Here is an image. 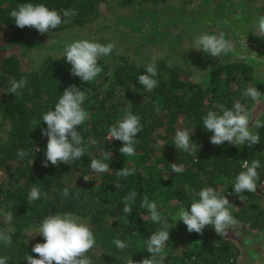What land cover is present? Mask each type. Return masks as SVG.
<instances>
[{
	"label": "trees",
	"instance_id": "obj_1",
	"mask_svg": "<svg viewBox=\"0 0 264 264\" xmlns=\"http://www.w3.org/2000/svg\"><path fill=\"white\" fill-rule=\"evenodd\" d=\"M91 1L95 4L103 0H16L15 7L10 10L0 7V31L3 28L11 32L5 37L0 36V119L1 125L9 120L12 123L10 129L6 131L9 136L8 142L0 143V172L8 181V188L5 191L7 200L12 203L6 214L8 212L13 214L12 221L21 218L23 222H30L32 227L37 229L50 215L65 212L75 214L91 227L96 239V245L86 253L92 264H128L129 260L139 262L145 258H151L152 254L146 250L147 239L162 228V224L151 220L147 208L141 207L143 197L147 196L151 201L152 195L159 189L141 171L140 167L146 160L155 158L167 167L170 162L181 164L182 159H188L190 166L183 175L194 188L197 187L195 180L199 174H202L209 181V185L217 190L219 184H223L215 182L217 178L232 180L245 170L236 155L242 147L228 145L226 142L220 146L213 145L210 142L212 133L203 128V119L209 111L222 114L220 105L229 109L232 103L230 96L233 94L230 73L237 68L248 71L250 67L233 65L213 69L208 76V81L211 84L210 88L216 94L213 98L206 99L202 96V86L192 80L189 74L185 75L182 68L167 60L157 61L155 64L158 74L154 79L158 84L150 91L151 100L147 106L140 99L144 89L142 90V85L138 82V77L146 74L147 65L139 66L121 58L112 69L111 75L104 77L102 83L94 86L88 84L92 88L86 91L87 98L82 107L91 115L76 129L83 138L85 155L74 161L72 165L61 163L53 166L49 162L48 167H43L47 147V137L43 136L41 131L47 128L42 119L43 114L49 110H55V104L58 103L66 88L76 85L83 91L87 82L72 76L71 71L61 72L62 64L53 56H47L35 72L23 71L20 66L21 59L15 55H6V52L12 47L30 48L31 45L25 40L27 32L32 30L33 35L39 32L29 27L18 28L14 19L10 17V12L17 9L20 4L33 3L43 4L50 10L60 12L61 15L67 9H75L78 14V9L82 8L83 3ZM124 3L130 4L132 0H125ZM80 25V18L75 15L70 18V23L61 24L50 32L59 33L62 27L72 28ZM53 68H57L61 76L56 71L47 75ZM12 78L16 80L26 78L28 81L26 87L19 90L21 93L19 95L9 92V81ZM224 84L225 90L221 87ZM137 85L140 86L138 93L135 94V100L138 103H136L137 109L135 108L134 114L140 117L143 126L142 131L134 138L137 140L135 145L137 154L122 155L119 149H116L114 156L111 155L110 160L104 161L109 163L110 170L106 173H96L90 167L91 161L102 160L103 151H110L106 140L108 123L118 109L113 98L106 96L105 90L119 91L122 95L126 92V96L130 97ZM97 104L98 107L95 109ZM148 107H150L149 110ZM181 120H185L192 126L191 139L198 147L193 154L176 148L172 143V135L177 130L183 129ZM255 133L259 134V144L243 145V161L248 160L249 164L253 160L260 161L261 167L257 171L259 181H262L264 178V127L256 128ZM259 148L263 149V154L257 157ZM21 149L26 153L23 158L17 155L18 150ZM123 167L134 170V174L126 178L118 176L116 172ZM55 173L70 174L76 177L78 182L92 174L100 178V188L95 189L92 183H84L82 187H77L61 179L48 178ZM32 184L39 187L42 193H47V197L42 195L39 200L30 203L28 196ZM116 184H119V188L115 186ZM65 187L69 189V197L62 196ZM132 191H135L137 196L131 203L132 213L128 216L123 213V199ZM230 193L227 194V199H233L234 196ZM219 194L223 195L222 192ZM171 197L179 201V208L183 207L190 211L194 199L187 191L177 190ZM157 208L172 225L169 229V241L166 242L162 253L166 257L163 264H216L217 262L237 264L239 249L224 236L217 235L218 241L215 239L213 241L207 234L203 240L204 233L212 230L208 226L202 234L190 233L187 226L182 221H178V217L170 215L171 209ZM7 223L6 221L5 224ZM251 227L259 228L257 224ZM263 228L264 225L260 227V229ZM22 229L19 227L15 232L8 234L12 240L10 246L0 242V257H7V264H27L29 255L39 259V256L32 252L34 245L25 240L27 235H23L25 232H22ZM117 239L126 242L128 247L124 250L118 249L113 243ZM184 241L193 242L196 245L192 249L183 250ZM44 242V238L37 235L35 244Z\"/></svg>",
	"mask_w": 264,
	"mask_h": 264
},
{
	"label": "rangeland",
	"instance_id": "obj_2",
	"mask_svg": "<svg viewBox=\"0 0 264 264\" xmlns=\"http://www.w3.org/2000/svg\"><path fill=\"white\" fill-rule=\"evenodd\" d=\"M125 0H103L93 4L85 2L82 8H79L77 17L80 18L79 27H62L59 33L49 32L45 34L37 33L32 34V30L27 32L25 36L26 43L31 45L28 49L21 47H12L8 49L6 55H15L18 59H21L20 66L23 71L32 73L39 69L40 65L47 56H53L54 59L61 62L62 68L60 71L69 72L71 71V65L67 62L66 58L63 57L65 53L66 45L77 40H89L92 42H98L101 44L114 43L115 48L113 52L106 56L100 57L98 65L103 71L93 80L85 84V89H91L92 86L102 83L104 77H109L111 71L119 59L125 58L129 63L136 65H148L161 60H167L172 64L178 65L182 68L184 74H189L191 79L202 86V96L206 99L213 98L216 94L210 88L208 76L213 69L218 67L222 68L225 66L233 65H247L244 62L240 63H229L224 59L213 57L209 54L199 56L191 54L186 57H182L179 51H175L176 43L181 39V27L172 24L171 17L173 13H187L197 16L202 10L211 5H218L221 14L225 13L227 9H241L246 10L250 8L254 10H264V0H132V3L126 4ZM16 5V0H0V7L5 10H10ZM223 7H226L223 10ZM161 27L160 30L156 29ZM172 27L169 29L168 27ZM0 36L5 37L11 32L8 29L1 28ZM250 70L244 71L237 68L232 70L230 73L232 80L233 93L230 96L232 101L229 109H231L235 102H240L245 106L247 111L250 113L251 120L253 123L259 120L264 123V97L259 101H253L250 97L244 95V92L249 87H256L260 91L261 95L264 96V72L259 66H248ZM53 71H56L61 76V72L57 68L50 70L47 75H50ZM65 81V80H64ZM92 85L89 87V85ZM140 85L135 86L132 90L130 97L124 95L119 91L110 92V89L105 90V94L108 98H113L115 105L118 109L115 113L113 110L112 120L108 123L109 128L117 124L118 121L124 117V111L127 109L133 115L136 108L135 94L138 93ZM224 90L226 89L225 84L221 86ZM106 86L104 87V89ZM142 90L144 89L141 86ZM112 93V94H110ZM190 97V95H189ZM141 101L144 104H149L151 100L150 91L144 89L141 93ZM124 101V102H120ZM98 104L95 105L97 109ZM140 108V107H138ZM137 109V108H136ZM150 107H148V110ZM138 116V115H137ZM180 123L183 125L182 130H188L191 132L192 126L186 123L185 120H181ZM0 119V143L6 144L9 140L8 131L12 125L11 120L6 124L1 125ZM189 125V126H188ZM255 127L252 131L255 132ZM176 133V132H175ZM175 133L172 135V143L174 144ZM106 140L109 145L111 155L114 156V151L120 149L123 144L121 141L115 138L108 140V134ZM228 145L231 143L226 142ZM246 144V143H245ZM242 147L244 144H233ZM242 148L238 151L237 159L242 163L243 151ZM263 154V149L257 150L256 156ZM160 158V157H159ZM161 159V158H160ZM172 163L170 162L166 167L162 162L156 161L155 158H149L140 167L141 171L145 173L146 177L150 178L151 183L156 184L159 189L152 195L151 201L157 204V207H162L165 210L171 209L169 212L171 216L178 217L176 213L179 211V201L171 199L173 192L177 190L187 191L190 197L194 201L198 200V193L204 187H212L209 185V181L204 178L202 174L196 178V188L191 186L189 180L183 175L187 167L190 166L188 159H182L181 164L183 166L182 173L173 172ZM193 173V172H192ZM44 175V174H43ZM42 175V177H43ZM49 179H61L65 183H69L73 186L82 187L84 183L91 184L95 189H99V183L101 182L98 176L89 174L87 177L88 181L84 179L81 182L77 181L76 177L70 174H52L48 176ZM78 182V183H77ZM215 182L223 183L219 184L217 193L222 192L225 196L232 193L233 199H228L233 207L230 209L233 217L238 223L230 227L226 234L222 235L225 239L231 241L238 249L239 256L237 264H264V228L260 229L264 225V178L262 181L259 179L256 181L257 190L256 192H245L243 193L247 198L241 201L237 195L234 194V183L235 179H226L219 177ZM35 185L32 184L31 189ZM10 187V185H9ZM8 188V181L6 176L0 172V232L4 231L9 234L15 232L17 228L22 227L23 235H27L25 240L29 241L30 244L35 245V238L39 234L32 227L30 222L25 223L18 218L11 222L6 223L5 216L8 207L11 205V201L7 200L6 191ZM213 188V187H212ZM190 212V211H189ZM258 225V229H254L252 225ZM208 233H204L203 240L210 237L211 240L218 241L217 233L213 226L209 225ZM196 243L184 241L182 249H192ZM214 263V262H213ZM216 264H219L217 262Z\"/></svg>",
	"mask_w": 264,
	"mask_h": 264
},
{
	"label": "clouds",
	"instance_id": "obj_3",
	"mask_svg": "<svg viewBox=\"0 0 264 264\" xmlns=\"http://www.w3.org/2000/svg\"><path fill=\"white\" fill-rule=\"evenodd\" d=\"M75 15H77L75 9L64 10L61 15L60 12L50 10L43 4L33 3L20 4L17 9L10 12V17L14 19L18 28H34L40 34L49 33L61 24L70 23V18ZM252 34L264 37V16H260L258 20L254 21ZM115 47L114 43L105 45L86 39L77 40L66 45L63 57L72 66L71 75L88 83L103 71L98 65L99 58L110 55ZM194 48L213 57L234 51L233 44L225 39L223 33L199 35L194 41ZM253 54L257 56L256 53ZM157 74L156 64L150 63L146 66V74L138 77V82L144 89L151 91L158 84L154 79ZM9 83V92L19 95L21 94L19 90L25 88L28 81L26 78L19 80L12 78ZM244 95L253 101H259L264 97L256 87L247 88ZM86 98V89L82 91L76 85H71L62 93L58 103L55 104V110H49L43 114V122L47 125L46 129L41 130L42 135L47 137L46 159L42 163L43 167H48L49 162L53 166L61 163L72 165L74 161L85 155L83 138L76 129L84 124L91 115L82 107ZM219 107L222 114L209 111L203 119V128L212 133L210 142L213 145L220 146L225 142L235 145L247 143L250 146L259 144V134L253 132L252 128L264 127V123L259 120L253 123L250 113L240 102H235L231 109H227L223 105ZM123 111V119L108 129V140L115 138L121 141L123 146L119 149L120 153L133 156L137 154L135 149L137 140L134 138L142 131L143 126L139 116L133 115L127 109ZM192 134L188 130H177L174 138L175 147L189 154L195 153L198 147L191 139ZM17 155L23 158L26 153L21 149L18 150ZM101 156L102 160L93 159L90 164L91 169L96 173H106L110 170L109 163L104 162L111 159L110 151H103ZM171 167L176 173H182L184 170L180 164H172ZM242 167L245 170L236 176L233 189L234 194L244 201L247 197L243 193H252L257 190L256 181L259 179L257 169L261 167V164L259 160H253L251 164L248 160H244ZM116 174L126 178L133 175L134 170L123 167ZM83 178L88 181L87 178ZM115 186L119 188V184ZM42 195L47 197V193H42L39 187L34 186L29 193L28 200L30 203L34 202L39 200ZM69 195V189L65 187L62 196L69 197ZM136 196L137 193L132 191L124 197V214L131 215V203ZM198 197V200L191 203L190 212L181 207L176 213L178 221H182L187 226L188 232L202 234L205 227L211 225L215 232L222 236L230 227L238 223L230 211L233 205L224 194H218L212 187H204L198 193ZM141 207L147 208L151 220L162 224V228L147 239L146 250L152 254L151 258H145L139 262L129 260L128 264H163L166 257L162 253L166 242L169 241V229L172 228V225L158 210L157 204L150 201L147 196L143 197ZM12 219L13 214L8 212L5 220L11 222ZM35 231L44 238L45 242L34 245L32 252L37 254L39 259L29 255L27 264H92L86 253L96 245V239L91 227L81 217L68 212L50 215L41 222ZM0 242L10 246L11 236L0 232ZM113 243L120 250L128 247L126 242L119 239L114 240ZM7 260V257H0V264H7Z\"/></svg>",
	"mask_w": 264,
	"mask_h": 264
},
{
	"label": "water",
	"instance_id": "obj_4",
	"mask_svg": "<svg viewBox=\"0 0 264 264\" xmlns=\"http://www.w3.org/2000/svg\"><path fill=\"white\" fill-rule=\"evenodd\" d=\"M225 8L223 7V10ZM260 16H264V11L226 8L225 13L221 14L216 4L208 6L197 16L187 13H173L172 24L177 20L186 24L185 26L179 23L173 24L181 27L182 39L176 43L175 51H179L182 57L191 54L204 56L206 53L194 48L195 39L201 34L219 35L223 33L225 39L233 44L234 51L222 53L218 58L229 63L244 62L248 66H259L264 72V37H257L252 34L254 21L258 20ZM168 28L172 29L171 26ZM156 29L160 30L161 27ZM253 53H256L257 56H254Z\"/></svg>",
	"mask_w": 264,
	"mask_h": 264
},
{
	"label": "flooded vegetation",
	"instance_id": "obj_5",
	"mask_svg": "<svg viewBox=\"0 0 264 264\" xmlns=\"http://www.w3.org/2000/svg\"><path fill=\"white\" fill-rule=\"evenodd\" d=\"M211 2H215V0H210V3H211ZM246 10L249 11V10H251V9H250V8H247ZM252 10H253V9H252ZM254 11L259 12V11H264V10L258 9V10H254ZM176 23H179V24H181L182 26H185V25H186V24H185L184 22H182L181 20H177V21H175L173 24L176 25Z\"/></svg>",
	"mask_w": 264,
	"mask_h": 264
}]
</instances>
